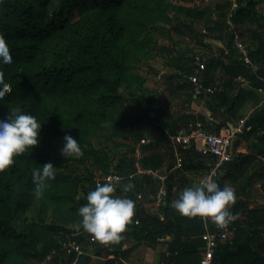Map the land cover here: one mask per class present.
I'll list each match as a JSON object with an SVG mask.
<instances>
[{
  "label": "trees",
  "instance_id": "1",
  "mask_svg": "<svg viewBox=\"0 0 264 264\" xmlns=\"http://www.w3.org/2000/svg\"><path fill=\"white\" fill-rule=\"evenodd\" d=\"M197 1L203 0H2L0 34L13 64L5 69L12 91L0 102V119L19 107L37 117L41 139L0 173V264H91V255L100 258L98 264H127L123 246L129 237L152 249L164 246L168 264H200L202 219L169 206L186 187L199 184L195 179L215 161L193 146L179 147L184 173L174 170L168 135L190 124L217 134L246 117L233 140V160L214 180L224 187L242 179L245 191L259 180L264 196V166L249 175L264 157V101L258 93L264 91V9L256 11L255 0ZM206 13L215 17L206 20L211 34H199L196 25ZM158 58L175 72L163 89L150 88L144 73L159 74L151 64ZM239 77L246 87L234 83ZM208 87L214 93H206ZM174 100L182 108L171 113ZM66 135L80 143L82 157L62 156ZM143 138L149 143L140 147V166L166 177L168 195L160 207L154 198L161 183L135 168ZM239 149L247 154H237ZM49 162L56 178L37 196L33 172ZM108 174L122 178L116 194L136 202L133 222L114 245L86 232L78 214L94 179ZM129 178L135 189L124 192ZM176 189L180 194L173 198ZM231 211L239 213L228 226L233 236L218 242L214 264H264V206L249 209L238 200Z\"/></svg>",
  "mask_w": 264,
  "mask_h": 264
},
{
  "label": "clouds",
  "instance_id": "2",
  "mask_svg": "<svg viewBox=\"0 0 264 264\" xmlns=\"http://www.w3.org/2000/svg\"><path fill=\"white\" fill-rule=\"evenodd\" d=\"M10 53L4 36L0 34V102L12 91L5 79V69L13 64ZM40 130L41 123L37 117L19 107L0 119V173L14 165L15 157L39 146ZM61 154L65 158H80L83 151L75 138L66 135ZM56 174L57 168L51 162L34 170L33 183L37 196L41 195L49 181L55 180ZM122 188L124 192L134 191L132 178L122 184ZM116 191V185L111 182L97 184L94 190L88 192L87 203L78 209L82 228L103 245L119 244L136 214V202L127 196L117 195ZM236 200L232 186L221 187L216 180L208 178L186 187L169 206L183 217H199L219 228H227L239 216V213L231 211Z\"/></svg>",
  "mask_w": 264,
  "mask_h": 264
},
{
  "label": "built area",
  "instance_id": "3",
  "mask_svg": "<svg viewBox=\"0 0 264 264\" xmlns=\"http://www.w3.org/2000/svg\"><path fill=\"white\" fill-rule=\"evenodd\" d=\"M236 45L242 53L244 61L248 63L249 61L243 46L241 45V43H237ZM203 68V66H200V69ZM191 81L193 83H197L196 78H191ZM234 83L238 84L239 87H245L247 85V82L240 77L234 79ZM197 86L199 89L203 88L202 84H198ZM205 91L206 93L212 94L214 93L215 89L208 87L205 89ZM259 93L263 95L264 101V91L259 90ZM245 118L240 120L235 126L229 125L223 127L217 134L208 133L203 129L202 125L199 123L194 125L190 124L189 127H187L186 129H180L174 134H169L168 137L172 145L174 146V155L176 158L174 170L179 168L182 163V158L180 157L178 150L179 147H181L182 149H186L193 146L194 151L196 153H200L202 155H211L215 157L213 165H210L212 167L210 172L204 175L203 178L198 181V183H202L208 178L215 179L218 176L221 167H223L225 163L232 161L234 158L232 149L233 140L235 139L236 135L241 132ZM148 143L149 141L146 138H143L140 140V143L136 146L134 154V157L136 159L135 168L137 171V175H150L156 178L161 183V187L158 190L156 197L154 198L156 206L160 207L165 204V200L168 195L167 190L164 186V181L166 180V177L160 175L157 172H153L148 169H143L139 164V161L142 158V150L140 149V147L142 145H147ZM121 179L122 178L117 175L108 174L102 178H95V187L97 184H103L105 182H111L115 185L119 183ZM202 221L204 226V234L202 235V240L204 241V253L202 255L200 264H214V255L218 242L221 243L230 239L233 236V231L229 227L219 228L213 223L212 225L214 226V230H211V221L205 222L203 219ZM136 224H138V221H135V225ZM70 249L76 251L78 254L84 253V251L77 245L71 246Z\"/></svg>",
  "mask_w": 264,
  "mask_h": 264
},
{
  "label": "crops",
  "instance_id": "4",
  "mask_svg": "<svg viewBox=\"0 0 264 264\" xmlns=\"http://www.w3.org/2000/svg\"><path fill=\"white\" fill-rule=\"evenodd\" d=\"M237 154H247V151L245 149H239L237 150ZM256 165V166H255ZM262 165L264 166V157H258L257 158V161H256V164H254V166H252L250 169H249V175H252L255 173L257 167H262ZM260 175V174H259ZM191 176V177H190ZM189 177L192 179L193 176L192 175H189ZM261 177V176H260ZM197 181H199L200 179H195ZM241 181L242 179H239V180H229V181H226V185H230L234 188V185L236 184H240V189L238 188H234L235 192H236V195H237V200H242L244 205H246L249 209L253 208V207H261V206H264V205H256V202L257 204H261V200H264V196L262 195L261 193V190H260V184H259V180H256L253 184V186L251 188H248L246 191L243 190L241 188ZM196 182V181H195ZM254 190H258V193L261 194V196H259V198L257 199H254L253 198V192H256ZM245 191V192H244ZM257 193V192H256ZM139 245H142V246H145L144 244L142 243H136L133 241L132 238H128L127 241L125 242L124 246H123V249L124 250H127L129 249V252L127 253V259L125 262H127V264H168L167 263V256H163L162 254L164 253L165 251V247L164 246H159L158 248L156 249H152V248H149L150 249V254H143V255H140L136 252V247L139 246ZM91 251V249H90ZM92 256V261L91 263L93 262V260H100V258H97L96 256L94 255H91ZM96 260V261H97ZM124 262V261H123Z\"/></svg>",
  "mask_w": 264,
  "mask_h": 264
},
{
  "label": "rangeland",
  "instance_id": "5",
  "mask_svg": "<svg viewBox=\"0 0 264 264\" xmlns=\"http://www.w3.org/2000/svg\"><path fill=\"white\" fill-rule=\"evenodd\" d=\"M212 1H218V0H212ZM219 1H221V0H219ZM231 1H233V0H231ZM201 3H204V4L211 3V0H203L202 2L201 1H197L196 2V4H201ZM254 9L256 11H263V9H264V0H255ZM205 17L206 18H205L204 21H202V22H200V23H198L196 25V29L195 30L199 34H208V33H210L207 30L206 20L215 19V17L211 16V14L209 15L208 13H206ZM207 43H208V41H207ZM237 43H239V41ZM213 45H215L214 47H217V46L220 47L221 46V42H219V41H213ZM154 63H155V67L159 70V74L157 76H155L154 74H150V73L146 72V70H147L146 68H145L146 70H144V73H147V85L150 88H158L159 89V88H161L163 86V83H164L165 79H168V77H171V75H173L175 72H174V69L166 67V64L164 63V58L163 59L162 58H158L155 61H153L151 64L154 65ZM161 89H163V88H161ZM258 93H259V91H258ZM181 108H182L181 107V102L174 100L172 102V106L170 107V111H171V113H175L178 110L180 111ZM178 171H179V176L181 177L182 174L184 173L183 172V169L180 167L178 169ZM176 185L178 187V181H176ZM241 185H242V183H241ZM234 188L235 189L236 188L237 189L238 188L240 189V184L234 185ZM254 191H256L257 193L256 192H253L252 193L253 194L252 195L253 198L254 199H256V198L258 199L259 196H261V194L258 193V190H254ZM179 194H180L179 193V189H176L173 192V194H172L173 195V198L176 197ZM259 200L261 201V204H257V202H256V205H264V200H261V199H259ZM136 252L139 254V256L140 255H143V254L144 255L145 254H150V249L147 248L146 246L139 245V246L136 247ZM90 253L91 252H89V254ZM96 260H93V262L91 264H98L100 262V260L99 261L98 260L96 261Z\"/></svg>",
  "mask_w": 264,
  "mask_h": 264
}]
</instances>
